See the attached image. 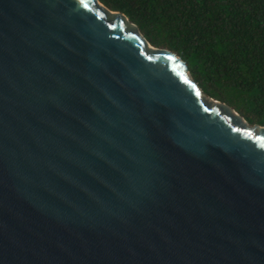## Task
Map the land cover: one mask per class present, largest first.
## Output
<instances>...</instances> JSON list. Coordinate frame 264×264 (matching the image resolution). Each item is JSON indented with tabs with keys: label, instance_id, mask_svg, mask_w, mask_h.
<instances>
[{
	"label": "water",
	"instance_id": "water-1",
	"mask_svg": "<svg viewBox=\"0 0 264 264\" xmlns=\"http://www.w3.org/2000/svg\"><path fill=\"white\" fill-rule=\"evenodd\" d=\"M0 264H264V126L98 0H0Z\"/></svg>",
	"mask_w": 264,
	"mask_h": 264
},
{
	"label": "trees",
	"instance_id": "trees-1",
	"mask_svg": "<svg viewBox=\"0 0 264 264\" xmlns=\"http://www.w3.org/2000/svg\"><path fill=\"white\" fill-rule=\"evenodd\" d=\"M181 58L201 92L264 126V0H98Z\"/></svg>",
	"mask_w": 264,
	"mask_h": 264
},
{
	"label": "rangeland",
	"instance_id": "rangeland-1",
	"mask_svg": "<svg viewBox=\"0 0 264 264\" xmlns=\"http://www.w3.org/2000/svg\"><path fill=\"white\" fill-rule=\"evenodd\" d=\"M203 94V93H202ZM204 95V94H203ZM207 99H209L211 102H218V103H221V102H219L218 100H215V99H212V98H210V97H207L206 95H204ZM224 104V103H223ZM227 106V105H226ZM228 107V106H227ZM228 110H230L231 112H233V114L234 115H236V116H238L243 122H244V120L238 115V113L237 112H235L233 109H231V108H229L228 107Z\"/></svg>",
	"mask_w": 264,
	"mask_h": 264
}]
</instances>
